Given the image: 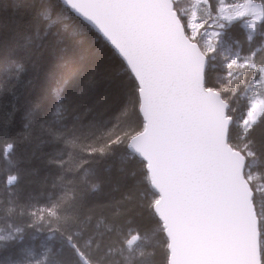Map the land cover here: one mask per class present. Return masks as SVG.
<instances>
[{
	"label": "snow or ice",
	"instance_id": "obj_1",
	"mask_svg": "<svg viewBox=\"0 0 264 264\" xmlns=\"http://www.w3.org/2000/svg\"><path fill=\"white\" fill-rule=\"evenodd\" d=\"M60 3L118 63L89 52L50 3L15 5L0 250L16 251L0 264H264V0ZM236 24L247 47L226 55ZM50 62L57 86L36 95ZM34 141L54 152L43 202L18 192Z\"/></svg>",
	"mask_w": 264,
	"mask_h": 264
},
{
	"label": "trees",
	"instance_id": "obj_2",
	"mask_svg": "<svg viewBox=\"0 0 264 264\" xmlns=\"http://www.w3.org/2000/svg\"><path fill=\"white\" fill-rule=\"evenodd\" d=\"M42 2L50 3L53 7L54 14L59 12L62 16H66L67 19L64 21L70 26L71 29L77 30L83 35L85 46L89 52H95L97 49L101 50L103 55L110 59L113 64L118 63L115 57L112 56L111 49L103 41V39L86 23L81 19L76 17L70 10L64 7L60 0H42ZM17 3H23V0H0V56L4 59H0V83H3L6 79L12 78L15 72L14 68L8 67L9 61L12 57L10 47H9V37H8V27L11 25L13 19L16 16L15 5ZM60 25H56L59 28ZM247 31L240 25L236 24L231 26L228 30V35L223 37L224 43L222 45V51L229 55V45H232L233 50H235L236 45L234 41H239L241 50L247 47L246 42ZM52 72L54 75L52 78H48L46 73ZM59 70L53 66V63L45 65L42 69L40 79L35 83V94L40 95L46 93L50 88H55L56 81L55 75H58ZM8 93L6 88L0 89V98L7 97ZM6 109L0 108V113ZM21 115L17 114L16 117V127H20ZM46 139V138H45ZM33 149L35 155H27L21 161V167L23 168V173L19 182L18 192L22 198L31 199L34 201L43 202L46 200L49 192L51 191L50 185L54 177L55 169L50 168L46 161L49 155H53V147L47 143L39 144V141L33 142ZM111 163L110 160H101L99 168L101 172ZM3 162L0 161V168H3ZM37 238L31 240L26 238L24 243L29 246L39 245L42 239L41 234H36ZM37 250H39L37 248ZM16 249H10L9 252L15 253ZM0 250V257L9 254Z\"/></svg>",
	"mask_w": 264,
	"mask_h": 264
},
{
	"label": "water",
	"instance_id": "obj_3",
	"mask_svg": "<svg viewBox=\"0 0 264 264\" xmlns=\"http://www.w3.org/2000/svg\"><path fill=\"white\" fill-rule=\"evenodd\" d=\"M73 13V12H72ZM76 17L80 18L84 23H86L81 17H79L78 15H76L75 13H73ZM87 24V23H86ZM89 25V24H87ZM90 26V25H89ZM91 27V26H90ZM92 28V27H91ZM93 29V28H92ZM94 30V29H93ZM95 31V30H94ZM96 32V31H95ZM97 33V32H96Z\"/></svg>",
	"mask_w": 264,
	"mask_h": 264
},
{
	"label": "rangeland",
	"instance_id": "obj_4",
	"mask_svg": "<svg viewBox=\"0 0 264 264\" xmlns=\"http://www.w3.org/2000/svg\"><path fill=\"white\" fill-rule=\"evenodd\" d=\"M247 31V30H246Z\"/></svg>",
	"mask_w": 264,
	"mask_h": 264
}]
</instances>
